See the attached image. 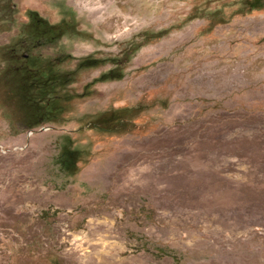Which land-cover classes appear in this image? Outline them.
I'll list each match as a JSON object with an SVG mask.
<instances>
[{"label": "rangeland", "instance_id": "374dc122", "mask_svg": "<svg viewBox=\"0 0 264 264\" xmlns=\"http://www.w3.org/2000/svg\"><path fill=\"white\" fill-rule=\"evenodd\" d=\"M27 54L72 74L31 128ZM0 264H264V0H0Z\"/></svg>", "mask_w": 264, "mask_h": 264}, {"label": "trees", "instance_id": "16d2710c", "mask_svg": "<svg viewBox=\"0 0 264 264\" xmlns=\"http://www.w3.org/2000/svg\"><path fill=\"white\" fill-rule=\"evenodd\" d=\"M35 19L42 29L39 33L28 38L33 41L31 42L32 48L40 46L41 40L47 37V33L50 35L48 38L51 42L58 39L54 33L55 28L48 27L47 23L38 17ZM14 57H12L14 65L11 67V72L23 86L21 101L30 117V120L24 124L25 127L31 128L48 121H57L59 116L64 113L63 102L69 101L71 98L70 94H61V91L71 84L72 74H59L56 65L60 63L57 60L39 65L36 64L37 60L32 58L30 54H27L23 59ZM114 75L108 74L107 77H114ZM68 144L60 156V163L65 169H68L69 174L73 175L79 170L83 152L72 148V142L69 138Z\"/></svg>", "mask_w": 264, "mask_h": 264}]
</instances>
